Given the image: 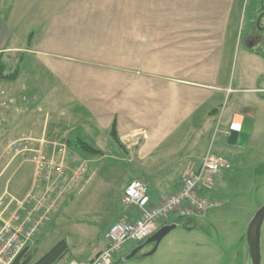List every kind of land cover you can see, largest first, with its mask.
<instances>
[{"label": "crops", "instance_id": "obj_1", "mask_svg": "<svg viewBox=\"0 0 264 264\" xmlns=\"http://www.w3.org/2000/svg\"><path fill=\"white\" fill-rule=\"evenodd\" d=\"M219 1L209 0L214 6L203 13L193 6L196 0H0V57L6 72L16 71L14 79L0 78V92H6L0 101L17 99L0 105V191L17 199L30 192L45 194L47 183L34 182V164L5 150L10 141L25 136L34 139L33 147L42 146L47 159L65 165L53 192L46 193V204L56 200L59 187L64 188L61 196L72 198V184L105 149L128 163L126 184L132 179L147 184L150 204L177 191L187 164L200 163L214 121L223 114L218 100L230 89L218 85L215 75L195 77L181 69L193 51L223 44V19L240 0ZM258 3L253 11L264 17V0ZM207 16L222 21L207 29L200 25ZM184 54L186 59L177 64ZM254 55L264 61L261 54ZM247 104L237 102L215 136L220 133L236 144L239 135L229 139L234 116L250 114L251 127L259 115ZM113 121L118 142L109 133ZM76 140L93 149L81 150ZM81 164L84 172L72 181ZM54 208L31 246L38 249L42 231L53 229ZM138 216L135 208L122 209L108 226ZM185 220L195 224V218ZM93 247L79 260L91 259Z\"/></svg>", "mask_w": 264, "mask_h": 264}, {"label": "rangeland", "instance_id": "obj_2", "mask_svg": "<svg viewBox=\"0 0 264 264\" xmlns=\"http://www.w3.org/2000/svg\"><path fill=\"white\" fill-rule=\"evenodd\" d=\"M185 1L186 4L192 2ZM192 3L195 7L200 6L203 13H208L212 10L210 6H214L209 0ZM255 3L258 0L236 2L230 17L223 19L226 21L223 24L226 30L223 44L193 51L185 62L186 66L181 68L195 77L215 75L218 85L226 84L230 88L220 102L217 97L218 109L223 114L215 119L208 140L213 142V151L227 162V166L214 174L212 188L203 192L204 198L215 205L200 216L190 217L195 218V224H176L158 244L146 243L133 257L125 259L137 244L128 241L125 250L113 255V264H250L245 232L254 213L264 204V174L256 172V168L264 163V92L259 94L253 90L264 87V61L252 57L260 55L264 48L259 45L262 41L255 36L258 32L255 26L259 22V16L253 11ZM221 10L222 7L217 5V11ZM217 21L222 20L208 17L201 19L200 25L209 29ZM262 22L264 25V17ZM185 59L184 54L177 64ZM240 100L259 112L247 138L233 145L220 133L212 139L216 129H222L223 118H230ZM210 104L214 105V101ZM208 106L209 103L205 109ZM103 151V156L100 157L99 152V157L89 159L84 176L72 184V198L63 195L58 199L53 210V214L58 213L53 229L42 231L37 257L56 241L66 239L69 252L56 264H65L69 257L83 259L88 254L87 248L97 244L100 231L111 223L114 213L124 209L119 201L122 192L120 196L119 193L126 184L128 163L118 161L110 149ZM168 219L171 221L172 216ZM158 224L162 221L159 220ZM260 243L261 264H264V220Z\"/></svg>", "mask_w": 264, "mask_h": 264}, {"label": "built area", "instance_id": "obj_3", "mask_svg": "<svg viewBox=\"0 0 264 264\" xmlns=\"http://www.w3.org/2000/svg\"><path fill=\"white\" fill-rule=\"evenodd\" d=\"M2 97L6 96L1 91ZM17 99L9 96L0 101L2 107L15 104ZM3 121L0 119V127ZM218 128L215 132H217ZM213 133L212 139L215 135ZM34 139L29 136L10 141L6 152L12 158L22 156L31 161L35 167V184L47 183L45 194L36 197L33 193L17 199L6 191H0V264H10L22 251L31 246L39 228L48 219L49 212L55 201L64 193V188L56 191V200L46 204V193L53 192V184L59 179L65 165L62 160L47 159L42 153V146L33 147ZM42 143V140H39ZM213 142L209 143L200 163H192L184 168L177 191L156 203L150 204L148 186L141 179H132L124 187L120 202L124 210L135 208L139 213L135 220H120L112 223L102 234L91 250V259H69L65 264H113V255L123 249L128 241L140 242L152 235L158 228V221H168L170 215L187 219L200 216L215 202L204 198V191L212 188L214 174L227 162L212 150ZM65 147L61 148L63 152ZM32 152L34 155L28 156ZM63 156L65 154L63 153ZM85 170V164L79 165L73 172L71 180H76ZM53 178V179H52ZM53 180V181H52Z\"/></svg>", "mask_w": 264, "mask_h": 264}, {"label": "water", "instance_id": "obj_4", "mask_svg": "<svg viewBox=\"0 0 264 264\" xmlns=\"http://www.w3.org/2000/svg\"><path fill=\"white\" fill-rule=\"evenodd\" d=\"M237 115L243 117L242 121H240L241 127L239 131L230 128L229 139L230 138L234 139L238 137L239 135L238 142H240V139L242 141V139L246 138L247 136V132L251 125L252 116L250 114L244 115L241 113H238L235 116ZM232 123H233V120H232ZM263 220H264V204L261 207H259L257 211L254 213V215L252 216V218L250 219L248 223V226L245 232L250 264H261L260 233H261V225L263 223ZM175 225H176L175 223L166 224L158 228L151 236L145 239L141 245L132 249L129 252V254L126 255L125 259H129L133 257L146 243L154 242L155 244H158V242L163 238V236L167 234L171 228L175 227Z\"/></svg>", "mask_w": 264, "mask_h": 264}, {"label": "trees", "instance_id": "obj_5", "mask_svg": "<svg viewBox=\"0 0 264 264\" xmlns=\"http://www.w3.org/2000/svg\"><path fill=\"white\" fill-rule=\"evenodd\" d=\"M6 67L0 57V78L2 79H14L16 76V71L6 72ZM109 133L112 138L118 142L116 136V127L115 122L113 121L110 128ZM76 144L79 145L81 150H91L93 149L87 143L76 140ZM256 172L264 174V163L259 165L256 168ZM169 220V219H168ZM176 223L179 225L186 226L189 222L184 221L180 217H172L171 221L164 222V224H172ZM264 248V246H263ZM38 249L33 246H27L22 249V251L18 254V256L10 263V264H56L61 259H63L68 253V244L65 239H60L56 241L51 247H49L42 255L37 257Z\"/></svg>", "mask_w": 264, "mask_h": 264}, {"label": "flooded vegetation", "instance_id": "obj_6", "mask_svg": "<svg viewBox=\"0 0 264 264\" xmlns=\"http://www.w3.org/2000/svg\"><path fill=\"white\" fill-rule=\"evenodd\" d=\"M262 18H263V15H259V18H258V20H259V22L256 24V26L255 27H257L258 28V32L257 33H255V36L257 37V39L258 40H261L262 42V47L264 48V25H263V22H262ZM255 24V23H254ZM253 24V25H254ZM263 52H264V49H263ZM261 53V55L264 57V53ZM257 93H259V94H261L260 92H264V88H260L259 90H257L256 91ZM258 94V95H259ZM251 122H252V119H251ZM160 227V226H159ZM151 236V235H150ZM148 238V237H147ZM137 244H136V246L135 247H137V246H139V245H141L142 243H143V241H140V242H136ZM134 247V248H135ZM134 248H132V249H134ZM124 249V248H123ZM122 249V250H123ZM139 252V251H138ZM137 252V253H138ZM128 255V254H127Z\"/></svg>", "mask_w": 264, "mask_h": 264}, {"label": "clouds", "instance_id": "obj_7", "mask_svg": "<svg viewBox=\"0 0 264 264\" xmlns=\"http://www.w3.org/2000/svg\"><path fill=\"white\" fill-rule=\"evenodd\" d=\"M242 119H243L242 116H239V115L235 116L233 118V123L231 124V128L239 131L241 127L240 121H242Z\"/></svg>", "mask_w": 264, "mask_h": 264}]
</instances>
